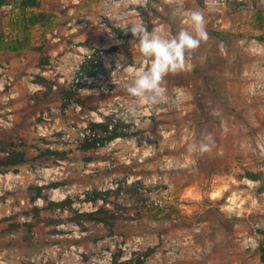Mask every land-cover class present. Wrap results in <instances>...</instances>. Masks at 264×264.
Masks as SVG:
<instances>
[{"label":"rangeland","instance_id":"374dc122","mask_svg":"<svg viewBox=\"0 0 264 264\" xmlns=\"http://www.w3.org/2000/svg\"><path fill=\"white\" fill-rule=\"evenodd\" d=\"M204 1L183 0V10L203 12L209 40L186 54L185 70L164 77L166 100L138 108L135 119L126 112L134 98L125 85L147 65L138 44H133L131 24L142 22L149 32L159 29L163 36H174L182 28L192 31L186 17L172 14L178 5L166 0H147L145 7L128 0H41L38 9L25 13L18 2H11L15 7L11 12H0V107L15 94L9 102L14 126L0 134V264H35L52 243L60 241L62 246H89L106 239L108 243L139 241L148 245L145 254L152 249L148 243H167L174 236L184 242L183 237L189 232L194 235L195 227L204 222L215 231L205 238L195 236L198 240L192 247L205 248L207 242L213 246L208 254H192L193 264H256V258L243 249L241 238L264 231L257 228L264 221V156L252 146L255 139L264 138L263 92L251 94L250 72L259 57L247 50L248 43L240 44L226 34L221 22H216L223 12L208 10ZM34 14L38 18L32 24ZM12 40L22 42L25 50L14 54L8 48ZM80 49L87 54L102 49L103 71L87 77L85 81L92 84H83L65 106V90L78 85L80 63L87 55ZM3 51L15 55V67L1 58ZM39 67L55 83L51 92L34 87ZM108 114L132 124V136L97 147L94 166H87L88 157L93 156L80 151L79 131ZM45 117L50 119L47 127L61 129L64 138L61 134L39 137L37 126H44ZM209 134L212 150L201 153L199 145L208 143ZM190 144L197 146L196 151H188ZM12 148L27 155V163L17 172L1 165L5 151ZM50 148L62 149L67 158L40 156ZM56 160L64 163L63 172L53 173ZM38 167L45 169L41 176L36 175ZM250 174L259 176L255 184L247 183ZM6 175L13 177L8 181ZM135 181L142 183L136 187L141 199L108 197V206L103 200L104 205L94 206L117 213L113 232L94 228L97 224H79L75 213H91L88 193L115 184L125 190L134 187ZM55 183L62 188L54 189L56 193L45 189L48 199L72 198L73 213H43L33 215L31 221L23 216L25 209L32 208L27 204L28 195L33 194L30 187ZM166 192L171 199L155 206ZM240 193L245 205L233 211L228 201H235ZM91 229L92 234L75 242V233ZM60 236L66 238L59 240Z\"/></svg>","mask_w":264,"mask_h":264},{"label":"trees","instance_id":"16d2710c","mask_svg":"<svg viewBox=\"0 0 264 264\" xmlns=\"http://www.w3.org/2000/svg\"><path fill=\"white\" fill-rule=\"evenodd\" d=\"M40 1L41 0H0V10L2 8V6L6 5V4H10L11 2H18L19 5V9L21 12L25 13L29 10H34V9H38L39 5H40ZM227 6L230 9H234L237 10L238 8H240L241 4L237 2V0H228L227 1ZM38 18L37 15H32L30 17L31 19V23L35 24L36 23V19ZM260 40H263V38H260ZM10 50L13 51H21L24 50L26 48L25 45L22 44V42L19 41H11V44L9 45ZM115 49L109 51L110 53H112ZM45 62V61H44ZM102 56H101V49H97L96 52L93 54L92 59L90 60H85V62L82 64V66L79 69L78 72V79L82 82V83H78V85H73L72 87H70L69 89L65 90L66 92V104L65 106H67V102L68 101H72L74 100L78 94H79V90L80 88L83 86V84L85 83V79L87 77L90 76H96L97 73H100L102 70ZM36 84L47 88L49 92L52 91L53 86L55 83H53L52 81L42 77V76H37L35 77V81ZM64 91V89L62 90ZM70 102H68L69 104ZM97 110V109H95ZM114 125L113 129L110 130L109 127L110 125ZM132 124L126 123V121L122 118H119L117 120V123L114 124L113 123V118L112 117H105V122L104 123H100V124H96V123H90V129L92 132H95V138H86L80 145L79 148L82 151H88L90 149H96L98 147V144L104 145L107 142H111L112 140L118 139V138H129L130 136H132L131 131H130V127ZM6 152V158L5 160L2 162V166L6 168V170H10L13 167H17L25 162H27L26 159V153L25 151H21L15 148H12V150H8L5 151ZM40 156H46V157H57V158H62V159H66L67 156L65 153H60L59 151H53L51 149H46L44 152L40 153ZM15 172L18 171V169H14ZM250 180L252 181H257L259 179L258 175L255 174H250L248 177ZM142 183H137L136 185H134V187H129L125 190L122 189H117L116 191H112V192H108V193H98V192H94L90 195L87 196V201H92L94 203H96L98 200H103L104 203L106 202V204L108 203V197H115L117 198L118 195L123 192L126 195L129 196V198L131 199H141V191L140 189H136L137 185L139 186ZM62 186L61 183H55L52 184L48 187H38V185L32 186L30 187V189L28 190L29 192H33V194H29L28 195V199H27V204L30 205L32 208L29 210H24L23 212V216L27 217L28 220L31 221V218H33V215H41L43 213H49L52 214L53 212L56 211H60L63 212L65 210H68L70 213H73L72 210V204H73V200L71 198H67L66 200L62 201V202H53L51 200L48 199V196L46 195V190L45 189H58ZM30 192V193H31ZM38 199H43L45 204L43 207H39L34 205L35 202ZM105 204V205H106ZM117 215V213L110 211L109 209H107L106 207H101L99 208L96 212H91V213H83V214H77L75 213V216L77 217L76 219L78 220L79 224L82 226L85 223H92V224H104L105 226H107L112 232H113V228H114V220H115V216ZM22 229L25 228L26 229V224L21 226ZM30 227H32V225L30 224L29 226H27L28 229H30ZM12 230V229H11ZM11 230H9V232H11ZM14 231V230H13ZM111 232V233H112ZM260 234L264 237V231H260ZM61 242V241H60ZM152 250L147 251L144 256L147 257L150 254H152ZM258 253L260 254V262L262 264H264V240L263 242L260 244V247L258 248ZM123 264H130V263H123ZM136 264H143L142 261H138L136 262Z\"/></svg>","mask_w":264,"mask_h":264},{"label":"built area","instance_id":"2783aa9c","mask_svg":"<svg viewBox=\"0 0 264 264\" xmlns=\"http://www.w3.org/2000/svg\"><path fill=\"white\" fill-rule=\"evenodd\" d=\"M228 0H205L204 5L208 10H216L221 11L223 8L227 6ZM15 7L12 3L6 4L2 6L0 12L9 13L12 10H14ZM220 22V21H219ZM80 53H84L83 49L79 50ZM96 52V50L91 53L87 54L84 59L81 61L80 65L85 62V60L92 59L93 54ZM103 50L101 49V56L103 54ZM103 58V56H102ZM103 65V63H102ZM251 75L253 77V82L251 84L252 91L251 94L255 95L257 92H263L264 96V61L263 62H257L254 64L251 70ZM39 75L42 77H46L45 71H40ZM88 79V78H86ZM11 80V79H10ZM76 83H80V80L77 77ZM75 84V83H73ZM85 84H92L90 80H86ZM81 90V89H80ZM66 112V110H65ZM107 116V115H103ZM113 118V123L116 124L117 120L120 118L119 116L115 115H109L108 117ZM44 126L38 125V135L41 138H46L48 135L53 134H61L62 138H64L63 133H61V129L51 128L49 129L47 127V124L45 122H49L50 119L45 117L44 119ZM91 123L100 124L103 123L102 119H96L95 121H91ZM4 124H8L4 122L2 119H0V127H2ZM90 125V124H89ZM89 125H85L83 130L79 131L80 139L78 141L79 144H81L86 138H95V132H92ZM113 124L110 125L109 129H113ZM54 130V132H53ZM120 140V139H118ZM112 142H107L104 145L110 144ZM101 146V144H98V147ZM252 146L256 150V152L264 156V138L258 137L252 142ZM64 163L59 162L58 163V169H63ZM44 168L38 169L40 173H44ZM12 175H6V179L10 181L12 179ZM19 178V177H17ZM55 178H52L54 180ZM9 183H6V186H8ZM38 186L42 187V184H37ZM7 188V187H6ZM171 197L166 192L163 194V197L160 201L155 202V206H163V200H170ZM232 199V198H231ZM229 199V205L227 207H231L233 211H238L242 209V207L245 205V201H243V195L242 193L238 194L236 196V200L232 201ZM37 203H35L36 205ZM257 228L264 229V221L259 222L257 224ZM76 234V233H75ZM195 236H201L202 231L200 229V226L195 227L194 229ZM82 236V233H78L76 238H80ZM110 240V239H109ZM109 241L103 240L96 244V247L94 249H86L80 245L76 244H69L66 246H62V242L52 243L53 245L45 250V253L41 254L37 257L36 260L33 261L35 264H123V263H130V264H136L139 260L146 263L147 259L144 256V250L143 249V243H139V241H135V243H108ZM171 249L168 251V254L172 257H177L179 255L178 253V247L179 243L176 241H171L169 243ZM241 245L245 251H255L260 247V238L257 236V232L254 234H243L241 238ZM205 248L193 247V255L196 257L201 256L202 254L209 253L212 249L211 245L204 246ZM123 252L122 255H117L119 252Z\"/></svg>","mask_w":264,"mask_h":264},{"label":"crops","instance_id":"0c3cea01","mask_svg":"<svg viewBox=\"0 0 264 264\" xmlns=\"http://www.w3.org/2000/svg\"><path fill=\"white\" fill-rule=\"evenodd\" d=\"M238 3L241 4L240 8H238L237 10L234 9H230L228 6H226L225 8H223L221 10V12H223V16H220V18H217L216 22H221V28L223 30H226V34L229 35V37H236V41H238L240 44L242 43H248V48L247 50H251L250 52H255V54L259 57V61L258 62H263L264 61V0H237ZM229 32V33H227ZM236 34V35H233ZM260 38H263V40H260ZM25 50V49H24ZM24 50L21 51H16L14 52V54H18L23 52ZM1 58H6L5 60L7 61L6 64H11L13 67L16 66L17 61L14 60L15 55H11V52H2L1 53ZM16 61V62H15ZM12 62V63H11ZM36 70L38 71L37 76L39 75V72L43 70V68H36ZM45 78V77H44ZM47 79V78H46ZM34 87H38V90H41L42 88L44 89V87L36 84L34 82ZM2 86L0 85V94L2 95ZM53 90V89H52ZM63 90V89H62ZM15 94L13 93L12 95H10L8 97V102L6 103H2L3 106L0 107V119H2L4 122L8 123V124H4L2 127H0V134H5L7 133L9 130L12 129V127L14 126V122H15V115L13 113V110L10 107L9 102H11V100H15ZM92 110H95L96 108H91ZM105 117L106 116H101V118L99 117V119L103 120V123L105 122ZM91 123V122H90ZM89 123V124H90ZM118 139H128V138H118ZM118 139L112 140L111 142H115ZM51 150H53L52 148H50ZM60 153H65L64 151H60L62 149H58ZM57 150V151H58ZM85 154H87L88 156H93L88 157L87 161L88 164L86 163L87 166H94V151H96L95 149H90L88 151H82ZM26 153V152H25ZM67 156V153H65ZM26 159H27V155H26ZM57 163H59V160H56ZM27 162L21 164V165H25ZM20 167H13L12 170L14 169H18ZM39 169V167H38ZM53 169V168H52ZM53 173L54 172H63V169H58V165H56V168L53 169ZM36 171V170H35ZM36 175L41 176V174L44 173H40L38 170L36 171ZM62 174V173H61ZM94 176V175H91ZM90 176V177H91ZM247 180V179H246ZM248 184H255L256 182H250V180H247ZM125 183V181H122ZM127 182V181H126ZM140 181H135L133 182L134 184L138 183ZM132 183V184H133ZM62 188V186L56 190H60ZM110 188V189H109ZM119 188L118 184H115V187H108L107 189H101L97 187V189H95L94 192H98V193H108V192H114ZM54 193H56L57 191L53 190ZM92 193H88V195H90ZM126 195L125 193L121 192L118 195V199L121 198V196ZM127 196V195H126ZM128 197V196H127ZM66 198V197H64ZM68 198V197H67ZM66 198V199H67ZM65 199V200H66ZM72 199V198H71ZM37 201L39 203H37ZM35 203L36 206L39 207H43L45 202L43 199H38ZM64 200L61 201H56V202H62ZM55 202V201H53ZM99 203H103L102 200H98L96 203L92 202V201H88V206L91 208V212H96L99 207L94 208L95 205H98ZM35 205V204H34ZM104 205V203H103ZM109 204H107L108 206ZM73 206V204H72ZM72 210H75L74 206L72 207ZM62 213V212H61ZM64 214H68L69 211L65 210L63 211ZM240 213V212H238ZM119 224V223H118ZM94 225V224H93ZM96 227L94 228H103L106 230V228H108L107 226H105L104 224H97L94 225ZM120 226H122V224H120ZM116 228H118V226L116 225ZM214 226L213 225H208L207 222H204L202 225L200 224V229L202 231L201 236L198 238H205L209 233L210 230H214L213 229ZM218 230V229H216ZM87 231V230H86ZM83 232L82 236L80 238H76L77 234H74V236H72L73 238H75V242H80L79 240H82L84 237H86L88 234H92V232H94L92 229L87 232ZM169 229H167V232L164 233L166 236L170 235L171 232H168ZM162 234V237L165 238V235ZM257 236L260 238V244L263 242L264 237L261 234L257 233ZM59 238V237H57ZM63 238H66V236H60L59 240H63ZM70 238V237H69ZM173 239H171V237L167 238V243H148L151 245L152 247V254H150L149 256L146 257L147 261L146 263L143 262V264H193V261L195 260V257L192 256L193 252V247H192V243H197L195 238V234L192 235L190 232L187 233V236L183 237L184 242H180L181 239H177L176 236L172 237ZM176 238V239H175ZM109 240V239H108ZM159 240V239H157ZM171 241H179V247H178V253L179 255L177 257H172L171 255L168 254V251L171 249L169 242L171 243ZM62 242V241H61ZM217 243V241H216ZM68 244V243H65ZM75 244V243H72ZM77 245H80L86 249H94L96 247L97 243H91V245H87L85 246L84 243H76ZM207 245H211L213 246L212 243L207 242ZM148 245L146 243H143V249L146 250V247ZM149 251V250H148ZM211 252V251H210ZM209 252V253H210ZM248 253H250V257L254 256L256 258V264H262L260 262V254L258 253V249L255 251H248ZM208 254V253H206ZM203 257V256H202Z\"/></svg>","mask_w":264,"mask_h":264},{"label":"clouds","instance_id":"9594fccd","mask_svg":"<svg viewBox=\"0 0 264 264\" xmlns=\"http://www.w3.org/2000/svg\"><path fill=\"white\" fill-rule=\"evenodd\" d=\"M128 2L142 7L147 5V0H128ZM166 2L169 5H178L173 8L172 14L186 17L185 22H190L192 31L182 28L174 36H163L159 29L154 28L149 32L142 22L131 24L133 44H138L139 52L146 58L147 65L125 85L127 93L134 98V104L129 106L126 112L134 119L138 116V108L144 105H158L166 100V90L162 87L164 77L185 70L186 54H190L192 50L198 49L202 42L209 40L203 12L184 11L183 0H166ZM205 139L208 143L201 142L199 145L201 153L212 150L211 134ZM196 148L195 144H190L188 151L194 152Z\"/></svg>","mask_w":264,"mask_h":264}]
</instances>
